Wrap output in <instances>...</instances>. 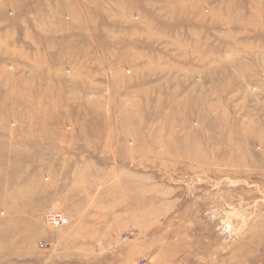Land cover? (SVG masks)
Instances as JSON below:
<instances>
[{"label": "rangeland", "instance_id": "rangeland-1", "mask_svg": "<svg viewBox=\"0 0 264 264\" xmlns=\"http://www.w3.org/2000/svg\"><path fill=\"white\" fill-rule=\"evenodd\" d=\"M0 264H264V0H0Z\"/></svg>", "mask_w": 264, "mask_h": 264}, {"label": "built area", "instance_id": "built-area-1", "mask_svg": "<svg viewBox=\"0 0 264 264\" xmlns=\"http://www.w3.org/2000/svg\"><path fill=\"white\" fill-rule=\"evenodd\" d=\"M46 220L48 222V224H50V226H52V228H58V227H62L65 226L67 224V219L65 217H63L62 215H58V214H48L46 217ZM129 235V233H128ZM40 248H43L42 244H39Z\"/></svg>", "mask_w": 264, "mask_h": 264}]
</instances>
